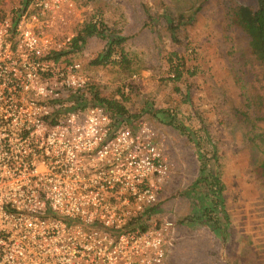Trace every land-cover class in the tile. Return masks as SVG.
Returning <instances> with one entry per match:
<instances>
[{"label":"rangeland","instance_id":"1","mask_svg":"<svg viewBox=\"0 0 264 264\" xmlns=\"http://www.w3.org/2000/svg\"><path fill=\"white\" fill-rule=\"evenodd\" d=\"M22 2L0 0V18L20 12ZM65 2L32 25L59 46V60L83 66L92 92L123 97V121L156 131L171 166L156 210L157 220L174 224L171 263L264 264L263 157L238 116L247 90L234 81L241 40L229 18L232 6L256 8V0ZM92 20L124 40L129 64L92 66L106 45L98 36L79 52L69 47ZM171 54L184 63L177 82L169 74ZM211 167L223 185L219 200L208 188Z\"/></svg>","mask_w":264,"mask_h":264},{"label":"built area","instance_id":"2","mask_svg":"<svg viewBox=\"0 0 264 264\" xmlns=\"http://www.w3.org/2000/svg\"><path fill=\"white\" fill-rule=\"evenodd\" d=\"M65 1L0 18V264H164L171 166L152 127L116 122L81 64L51 59L32 24Z\"/></svg>","mask_w":264,"mask_h":264},{"label":"trees","instance_id":"3","mask_svg":"<svg viewBox=\"0 0 264 264\" xmlns=\"http://www.w3.org/2000/svg\"><path fill=\"white\" fill-rule=\"evenodd\" d=\"M29 0H23V7ZM256 8L244 5H234L230 8L229 18L231 27L238 33L241 42L237 51V65L234 70V81L242 85L241 88L247 90L246 111L239 112L238 116L247 127V135L250 141L257 140V148L261 151L262 161L260 163V176L264 181V0H256ZM106 27L100 21H89L86 23L77 35L71 40L70 46L73 51H81L86 39L98 36L106 42L104 51L91 62L92 66L129 64L121 45L123 39L106 33ZM110 33V32H109ZM60 54H53L51 59L58 61ZM117 57V60L112 59ZM169 61V74H172L174 82L181 79L184 63L176 54H171ZM188 73V72H186ZM91 105L102 106L107 113L114 118L116 122H121L126 117L125 108L121 101L113 97H108L99 92H92ZM129 118V117H126ZM211 180L208 188H212L220 199L223 191V185L219 181L216 168L210 169ZM207 215L208 210L205 212ZM205 214V215H206Z\"/></svg>","mask_w":264,"mask_h":264},{"label":"crops","instance_id":"4","mask_svg":"<svg viewBox=\"0 0 264 264\" xmlns=\"http://www.w3.org/2000/svg\"><path fill=\"white\" fill-rule=\"evenodd\" d=\"M66 3V2H65ZM172 260H174L173 259V257H172V255L169 253V251H168V254H167V256H166V260H165V263L164 264H172L171 262H172Z\"/></svg>","mask_w":264,"mask_h":264}]
</instances>
